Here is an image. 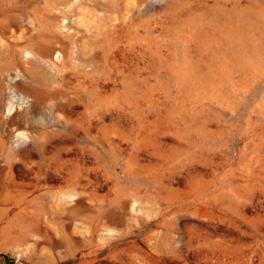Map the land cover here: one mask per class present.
<instances>
[{"label": "rangeland", "instance_id": "374dc122", "mask_svg": "<svg viewBox=\"0 0 264 264\" xmlns=\"http://www.w3.org/2000/svg\"><path fill=\"white\" fill-rule=\"evenodd\" d=\"M0 264H264V0H0Z\"/></svg>", "mask_w": 264, "mask_h": 264}, {"label": "bare ground", "instance_id": "6f19581e", "mask_svg": "<svg viewBox=\"0 0 264 264\" xmlns=\"http://www.w3.org/2000/svg\"><path fill=\"white\" fill-rule=\"evenodd\" d=\"M17 95H18V94H17ZM21 100L23 101V97H21ZM22 101H21V102H22ZM28 103H29V102H28Z\"/></svg>", "mask_w": 264, "mask_h": 264}]
</instances>
